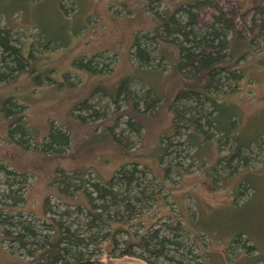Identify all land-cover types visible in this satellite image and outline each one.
<instances>
[{"label":"rangeland","instance_id":"374dc122","mask_svg":"<svg viewBox=\"0 0 264 264\" xmlns=\"http://www.w3.org/2000/svg\"><path fill=\"white\" fill-rule=\"evenodd\" d=\"M188 1L0 0L1 8L14 11L13 18L24 23L21 30L44 33L45 39L39 43L47 48L35 55L41 56L44 67H53L52 79L60 83L67 74L61 85L44 82L41 86L31 75L12 74L0 87V95H12L4 107L0 105L1 236L2 228L13 234L21 232V226L14 225L19 220L29 224L37 236L52 234L49 217H54L84 237L100 240L80 247L83 259L94 260L91 264H145L138 255H148L134 245L130 247L134 255L121 256L120 252L125 239L133 242L147 230H158L177 242H165L166 257L156 264H174V259L189 264H264V0H211L212 6H202L196 18L197 26L203 27L211 22L217 6L251 43L240 62L241 85L223 98L220 114L223 120L229 114L236 116L232 137L240 142H262L260 151L254 143L249 149L241 147L245 164L241 159L217 160L228 159L232 153L228 148L231 140L221 144L218 132L209 130L215 135L210 139L196 135L194 147L186 141L185 130L174 135L170 105L183 84L182 76L167 69L166 59L161 57L154 65L162 70L139 67L130 58L135 32L150 30L161 18L158 13L168 14ZM62 6L73 8L72 13L64 15ZM15 36L17 41L25 39L19 32ZM95 53L102 55L96 61L100 68L106 64L104 70L90 73L80 69L77 62ZM123 80L125 88H139L145 98H157L155 109L132 115L133 127L139 125L136 131L126 125L130 113L125 112L122 94L116 102L103 95ZM84 101L100 112L97 117L82 107ZM231 103L235 106L230 107ZM141 105L138 101V111L143 109ZM18 115L28 127L29 141L9 140V122ZM52 127L66 132L69 140L62 151L47 153L37 146ZM162 137V142H171L163 158ZM122 166L137 169L140 177V186L133 192L143 194L139 202L134 201L135 211L127 212L124 205L108 214L102 211L113 215V222H96L89 229L90 218L81 206L85 203L83 191H91V182H106ZM63 175L70 183L64 192L69 197L58 198L55 188L65 187ZM123 188L114 187L118 192ZM13 195L23 201L12 205ZM46 197L47 212L43 209ZM94 203L98 205L100 199ZM175 225L177 230L172 228ZM115 227L123 229L114 234L118 243L113 250ZM234 239L238 243L228 248ZM30 241L23 238L21 247L1 238L0 264H40Z\"/></svg>","mask_w":264,"mask_h":264},{"label":"trees","instance_id":"16d2710c","mask_svg":"<svg viewBox=\"0 0 264 264\" xmlns=\"http://www.w3.org/2000/svg\"><path fill=\"white\" fill-rule=\"evenodd\" d=\"M210 1L189 0L184 4H180L168 14L158 13L157 15L161 18L156 20L157 23L153 28L144 31V33H134L129 54L130 58L139 67L145 69L162 70V67L160 68L154 64H156L157 60L159 61V57H161V60L166 59L165 64L168 67L167 69L177 72L182 76L183 84L176 92L170 105L173 114L172 133L174 135L179 133L181 129L185 130L186 141L194 147L196 145V135H203L205 139H210L215 137V135L211 134L209 130L218 132L219 135L217 134L216 137H218L217 140L221 144H225L227 139L231 140L228 148L232 153L229 154L228 159L224 156L218 157L217 160L226 159L225 161H231L232 159H241V163L245 164L246 157L241 155V151H239L241 147L244 146L249 149L250 144L254 143L260 151L262 142L260 139L240 142L235 137H232L230 130L233 128V123H236V116L229 114V117L226 116L225 120H223L220 114L223 98L228 94L237 92V89L241 85L240 83L243 80L244 74L240 62L243 56L247 54L246 51L249 49L251 43L245 41L246 39L241 36L232 19L214 5L217 13L211 17V22L204 24L201 28L197 26L196 18L198 11L204 5H211L212 1ZM1 7L0 4V87L4 86L3 84L9 80L12 74L18 76L23 73L31 75L35 80L39 79L35 83L39 86L44 82H54L56 85L64 83L67 74L64 75L63 82H56L50 75L53 72V67H44V60L41 59V56L35 55V51H40L41 55L43 54L41 50L47 48L45 45L39 43L42 38L45 39L44 33L41 31V34H39L37 30L34 33L38 34H34L25 29L21 30V26L24 23L22 21L18 22L16 18H13L15 12H10ZM62 7L61 9L64 12L60 11L64 15L72 13L73 8L66 9L64 6ZM18 23L20 25H17ZM16 32H19L25 39L17 41ZM229 33L230 37L227 38ZM233 41H236L238 45L236 46ZM237 49L240 51L239 54H236ZM101 56L100 53H95L86 61L81 60L77 64L80 69H86L90 73H98L104 70L106 66V64H102L101 68L98 67L99 62L96 60L97 58H101ZM120 82L117 83L112 91H104L103 95L111 97L116 102L119 95L122 94L127 104L125 112L130 113L126 120V125L131 131H136L139 125L136 128L133 127L132 115H136V113L147 114L149 111L155 109L154 105L157 102V98L149 95L145 98L139 88L136 90L134 88L127 89L124 87L126 80ZM10 96L0 95V105L4 107V104L8 103L11 98ZM138 101L142 103L143 109L141 111H138L136 107ZM233 105L235 106V104L231 103L229 106L232 107ZM82 107L91 110L92 116L97 117L100 113L91 107V105H87L86 101L83 102ZM27 128L25 123L21 121V115H18L17 118L9 122V140L17 141L24 138L29 141L30 135ZM165 137L168 138L169 136ZM222 137H225L224 141L220 140ZM163 139L162 137L161 146L163 153H161V157L167 155L169 144L171 145V142L169 144L162 142ZM68 140L66 132L52 127L48 136L43 139V143L37 147L47 153L62 151L68 144ZM161 157L160 161L163 158ZM263 163L264 160L262 161V165H264ZM164 170L166 172L168 168H164ZM139 178L137 176V169H127L122 166L106 182L89 183L91 191H83V194L81 193L85 199V203L81 204V206L86 210V217L90 218L86 223L87 227L89 229L95 228L97 226L96 222L105 224L113 222V215L110 217V215L103 214L102 211L108 214L112 208H117L118 210L121 205H124L127 212H134V203L139 202L143 194L141 190L133 192L134 188L140 186ZM61 183L65 184V187L60 186L59 188H55L58 198L68 195L64 192L70 187V183H68L64 175L62 176ZM116 186H123V191L118 192L114 189ZM92 192L95 193V196L92 195ZM128 197L131 198L127 200ZM97 198L101 202L98 205L94 203V199L96 200ZM11 199L12 205L23 201V198L19 195H13ZM47 202L46 197L43 205L45 212H47L48 208ZM78 205L80 206L79 203ZM18 215L21 217L20 214ZM49 220L54 228L52 234H44L42 237L37 236L38 233L29 224L24 222V220H19L17 221L19 223L14 225L19 224L21 232L13 234L9 229L2 228L0 239H8L24 247L23 238H31L32 241L30 242L34 246V250L38 251L37 256L40 264L94 263V260L82 258L80 247H85L88 242L93 241L96 245L100 240L92 239L88 235L84 237L78 230H71L69 226L63 225L62 221L54 217H49ZM172 228L176 229V225ZM122 229V227H115L114 232H112L113 250L118 243L114 238V234ZM238 237L241 238V236ZM165 242L177 244V242L161 236L158 230H147L133 242L125 239L123 241L125 246L121 250L120 255H134L135 253L130 251V247L134 245L148 255L146 257L138 255L141 259H144L145 264H156L158 260L166 257V253L164 252ZM236 243L238 241L234 239L228 248L235 246ZM245 249L249 252L253 248L251 245H246ZM28 252L33 253L34 251L28 250ZM150 257L155 261L150 260ZM162 261L163 259H161ZM173 263L189 264L179 259L178 261L174 259Z\"/></svg>","mask_w":264,"mask_h":264}]
</instances>
